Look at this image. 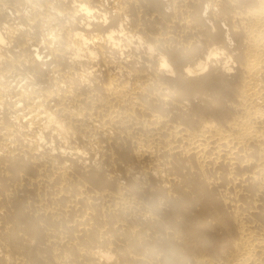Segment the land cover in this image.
Returning <instances> with one entry per match:
<instances>
[{"label": "bare ground", "instance_id": "6f19581e", "mask_svg": "<svg viewBox=\"0 0 264 264\" xmlns=\"http://www.w3.org/2000/svg\"><path fill=\"white\" fill-rule=\"evenodd\" d=\"M0 264H264V0H0Z\"/></svg>", "mask_w": 264, "mask_h": 264}]
</instances>
